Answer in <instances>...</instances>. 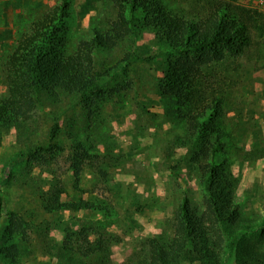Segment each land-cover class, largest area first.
Returning a JSON list of instances; mask_svg holds the SVG:
<instances>
[{
  "label": "rangeland",
  "instance_id": "rangeland-1",
  "mask_svg": "<svg viewBox=\"0 0 264 264\" xmlns=\"http://www.w3.org/2000/svg\"><path fill=\"white\" fill-rule=\"evenodd\" d=\"M58 1L0 0V98L8 94V59L16 41ZM163 2L196 19L210 8V0ZM238 2L253 13L250 46L241 55L202 67L197 79L224 98L220 125L226 147L219 156L229 159L240 178L236 199L242 215L256 218L264 215V0ZM118 16L113 0H72L68 53L74 54L81 40L91 39L94 27L106 31ZM164 49L154 31H145L112 51H98L96 67L109 73L108 89L119 88L106 95L99 111L88 112L79 95L62 94L43 103L30 122L0 130V264H67L57 258L66 239L80 258L86 256V264H122L139 239L163 231L185 196L203 210L198 166L191 163L187 148L171 145L188 125L174 117L170 108L176 105L159 93ZM57 120L60 130L53 142L62 149L17 161L30 149L52 142ZM255 150L257 157H249ZM77 160L79 178L74 176ZM58 192L62 202L108 203L114 213L50 211L46 202ZM14 220L22 224V235L6 233ZM83 227L88 233L81 232ZM254 241L264 250V229ZM13 243L20 251L16 263L2 252ZM101 245L110 247L105 259L97 251ZM185 264L237 262L227 249L221 263L195 259Z\"/></svg>",
  "mask_w": 264,
  "mask_h": 264
},
{
  "label": "trees",
  "instance_id": "trees-1",
  "mask_svg": "<svg viewBox=\"0 0 264 264\" xmlns=\"http://www.w3.org/2000/svg\"><path fill=\"white\" fill-rule=\"evenodd\" d=\"M113 1L119 8L117 21L106 31L94 27V36L81 40L72 55L68 53L72 0H59L49 14L18 38L8 59V94L0 98V130L9 131L30 122L43 103L62 94L79 95L88 112L99 111L106 95L119 88L108 89L109 73L97 69L95 53L112 51L121 41L154 31L157 42L165 44L166 55L159 93L176 105L170 108L174 117L188 125L186 133L175 135L171 145L187 148L191 163L198 166L203 210L185 196L174 216L166 220L163 231L139 239L122 264H185L195 259L221 263L227 249L235 255L237 264H264V250L254 241L264 229V215L256 218L242 215L236 199L240 178L229 159L219 156L226 147V134L220 125L224 98L214 95V90L197 79L202 67L247 50L252 42V10L238 0H210L208 12L196 19L178 14L163 0ZM59 130L57 120L50 132L52 142L30 149L17 161L27 156L35 160L62 149L53 142ZM257 153L255 150L248 156L257 157ZM77 162L74 176L79 178L81 165ZM60 194L46 202L50 211L84 209L108 217L114 213L108 203L85 199L62 202ZM2 209L0 196V217ZM83 231L88 233L89 228L83 227ZM6 233L22 235V224L14 220ZM97 251L105 259L110 247L101 245ZM2 252L11 263H16L19 245L13 243ZM57 258L61 263L86 264V256L80 258L67 239L59 247Z\"/></svg>",
  "mask_w": 264,
  "mask_h": 264
}]
</instances>
